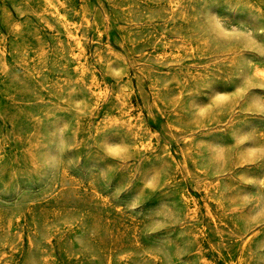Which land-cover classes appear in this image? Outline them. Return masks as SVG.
I'll list each match as a JSON object with an SVG mask.
<instances>
[{
	"label": "rangeland",
	"instance_id": "1",
	"mask_svg": "<svg viewBox=\"0 0 264 264\" xmlns=\"http://www.w3.org/2000/svg\"><path fill=\"white\" fill-rule=\"evenodd\" d=\"M264 0H0V264H264Z\"/></svg>",
	"mask_w": 264,
	"mask_h": 264
},
{
	"label": "bare ground",
	"instance_id": "2",
	"mask_svg": "<svg viewBox=\"0 0 264 264\" xmlns=\"http://www.w3.org/2000/svg\"><path fill=\"white\" fill-rule=\"evenodd\" d=\"M261 74H262V76L264 77V72H262Z\"/></svg>",
	"mask_w": 264,
	"mask_h": 264
}]
</instances>
